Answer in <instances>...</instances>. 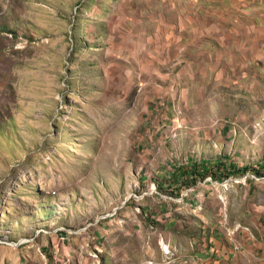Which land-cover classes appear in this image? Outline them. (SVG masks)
<instances>
[{
    "label": "rangeland",
    "instance_id": "1",
    "mask_svg": "<svg viewBox=\"0 0 264 264\" xmlns=\"http://www.w3.org/2000/svg\"><path fill=\"white\" fill-rule=\"evenodd\" d=\"M0 264H264V0H0Z\"/></svg>",
    "mask_w": 264,
    "mask_h": 264
},
{
    "label": "trees",
    "instance_id": "2",
    "mask_svg": "<svg viewBox=\"0 0 264 264\" xmlns=\"http://www.w3.org/2000/svg\"><path fill=\"white\" fill-rule=\"evenodd\" d=\"M214 168L217 170L214 172ZM262 168V167H261ZM172 176L175 178H180L181 183L186 187L194 186L198 180H204L208 175H212L216 180H223L224 178H229L232 175L237 174L241 169H237L233 163L227 162H216L215 166L210 165V163L203 160L189 159L187 165L179 166L178 168H172ZM221 171H224L223 175ZM178 183V182H177ZM159 188H164L163 185L159 184Z\"/></svg>",
    "mask_w": 264,
    "mask_h": 264
},
{
    "label": "built area",
    "instance_id": "3",
    "mask_svg": "<svg viewBox=\"0 0 264 264\" xmlns=\"http://www.w3.org/2000/svg\"><path fill=\"white\" fill-rule=\"evenodd\" d=\"M262 124H263V121H262V122H257L255 127H256L257 129H259V128H261ZM170 253H171V252H170Z\"/></svg>",
    "mask_w": 264,
    "mask_h": 264
}]
</instances>
